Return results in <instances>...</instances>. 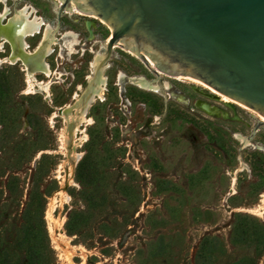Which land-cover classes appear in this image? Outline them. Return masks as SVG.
I'll use <instances>...</instances> for the list:
<instances>
[{
  "label": "rangeland",
  "instance_id": "1",
  "mask_svg": "<svg viewBox=\"0 0 264 264\" xmlns=\"http://www.w3.org/2000/svg\"><path fill=\"white\" fill-rule=\"evenodd\" d=\"M57 3L8 1L10 14L34 8L60 44L47 58L53 75L35 74L52 83L48 94L30 89L21 63L0 66V264H264V212L255 213L264 194L262 117L208 86L158 77L138 56L109 48L103 20L67 9L59 16ZM66 31L82 44L59 57ZM40 39H27L30 52ZM10 52L0 45V59ZM98 56L104 96L66 145L62 110L90 86ZM120 73L168 80L172 90L120 86ZM199 100L222 115H207ZM73 151L85 161L72 178Z\"/></svg>",
  "mask_w": 264,
  "mask_h": 264
},
{
  "label": "water",
  "instance_id": "2",
  "mask_svg": "<svg viewBox=\"0 0 264 264\" xmlns=\"http://www.w3.org/2000/svg\"><path fill=\"white\" fill-rule=\"evenodd\" d=\"M82 1L113 29L110 49L126 40L158 77L198 79L264 117V0Z\"/></svg>",
  "mask_w": 264,
  "mask_h": 264
},
{
  "label": "bare ground",
  "instance_id": "3",
  "mask_svg": "<svg viewBox=\"0 0 264 264\" xmlns=\"http://www.w3.org/2000/svg\"><path fill=\"white\" fill-rule=\"evenodd\" d=\"M8 1L9 0H0V4L4 5V8L0 12V45L3 46L9 44L11 47V52L8 56L0 59V66L3 63H9L12 65L21 63L23 66V71H25L26 73L27 82L30 86V89L33 90V92H42L48 94L52 83L37 81L35 78V74L41 73L49 78L53 75L52 70L47 64V58L54 53V47L60 44V39L57 38L56 31L54 30L53 26L45 22L43 18L39 17L34 8L26 5L20 9H17L15 13L10 14ZM57 1L62 3V0ZM56 9H59L58 3L56 4ZM67 12H76L82 16L96 18L92 11H90L84 5V2L82 0H72L70 2V6L67 8ZM106 24L108 27H110L108 23ZM87 25L88 27L90 26V21L87 22ZM110 29L113 31L111 27ZM37 35H41L40 42L34 52H30L27 39L36 37ZM61 36V39L63 40V46L61 48L59 57L64 56V54L72 57L76 53V48L80 47L82 44L80 41V37L73 31H66L62 33ZM126 42V40L121 39L116 42L115 47H119L124 51L137 56L133 51L131 44ZM149 60L151 67L157 69L155 63L151 59ZM101 61L102 56H98L93 62L95 77L89 76L90 86L83 92L82 97L76 96L75 103L73 105L66 106L62 110L63 117L69 124L65 136L66 145L70 144L73 141V138L78 133H84V131H82L84 123H92V119L88 117V110L91 104L95 102L96 99H102L104 96V91L107 83L106 77L103 73L106 68H101ZM170 78H175L179 80H190L194 83L208 86L204 82L198 79H194L192 77L170 76ZM125 80L128 81L130 84L139 87L142 90L150 91L153 93H159L162 90H172L171 82H169L168 80H165L163 83L159 84L156 81L148 80L143 76L127 77L125 74L120 73L117 77L118 84L122 86ZM208 87L216 91L214 88L210 86ZM226 103H228L227 100ZM196 106L207 115L213 117H219L222 115V111L220 110V108H218L217 106L210 105L209 103L207 104L201 100L197 102ZM261 117L262 121H264V117ZM236 138L240 139L246 145L249 144V140L244 138L240 134H237ZM81 157L82 155L75 151H73L72 154H69L70 167L68 172L72 178L75 172L74 170L77 164L79 163ZM62 194L63 197L67 199V194L64 191L62 192ZM54 209V203H51L50 209L48 211V217L50 219L52 218ZM263 212L264 194L262 196V205L256 210L255 213L261 214Z\"/></svg>",
  "mask_w": 264,
  "mask_h": 264
},
{
  "label": "trees",
  "instance_id": "4",
  "mask_svg": "<svg viewBox=\"0 0 264 264\" xmlns=\"http://www.w3.org/2000/svg\"><path fill=\"white\" fill-rule=\"evenodd\" d=\"M85 161V158L79 163L78 167H80L83 162ZM213 243L215 244V246H217V239H213L212 240ZM203 250L204 248L202 247V252L200 251L199 255H198V262L201 263V262H205L207 259L203 256ZM205 264V263H204ZM236 264H240V262L236 263Z\"/></svg>",
  "mask_w": 264,
  "mask_h": 264
}]
</instances>
